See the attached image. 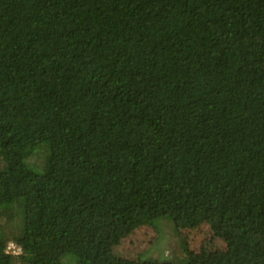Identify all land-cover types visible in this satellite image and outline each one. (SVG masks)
Wrapping results in <instances>:
<instances>
[{"label":"trees","instance_id":"obj_1","mask_svg":"<svg viewBox=\"0 0 264 264\" xmlns=\"http://www.w3.org/2000/svg\"><path fill=\"white\" fill-rule=\"evenodd\" d=\"M201 224L264 264V0H0V264H191Z\"/></svg>","mask_w":264,"mask_h":264},{"label":"rangeland","instance_id":"obj_2","mask_svg":"<svg viewBox=\"0 0 264 264\" xmlns=\"http://www.w3.org/2000/svg\"><path fill=\"white\" fill-rule=\"evenodd\" d=\"M105 256L108 260L132 259L145 252L152 258L160 257L172 260L179 257L178 243L172 226L162 221L159 232L153 227L128 229L107 220ZM192 254L191 264H211L225 250L224 242L214 236L205 224L182 233Z\"/></svg>","mask_w":264,"mask_h":264},{"label":"built area","instance_id":"obj_3","mask_svg":"<svg viewBox=\"0 0 264 264\" xmlns=\"http://www.w3.org/2000/svg\"><path fill=\"white\" fill-rule=\"evenodd\" d=\"M7 252L13 255H18L21 252V249L19 246L15 245L14 243H9L7 245Z\"/></svg>","mask_w":264,"mask_h":264}]
</instances>
